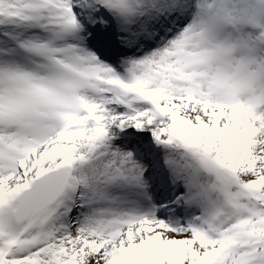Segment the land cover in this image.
I'll return each mask as SVG.
<instances>
[{"label": "snow or ice", "instance_id": "snow-or-ice-1", "mask_svg": "<svg viewBox=\"0 0 264 264\" xmlns=\"http://www.w3.org/2000/svg\"><path fill=\"white\" fill-rule=\"evenodd\" d=\"M0 264H264V0H0Z\"/></svg>", "mask_w": 264, "mask_h": 264}]
</instances>
